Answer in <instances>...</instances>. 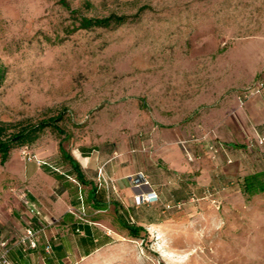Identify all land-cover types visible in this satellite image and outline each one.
<instances>
[{
    "label": "rangeland",
    "instance_id": "374dc122",
    "mask_svg": "<svg viewBox=\"0 0 264 264\" xmlns=\"http://www.w3.org/2000/svg\"><path fill=\"white\" fill-rule=\"evenodd\" d=\"M68 2L0 0V124L15 133L62 115L66 132L47 127L13 151L55 159L62 144L73 155L81 146L127 155L152 127L181 125L194 143L214 144L225 170H214L197 211L167 213L140 238L71 251L60 264H264V192L244 194L236 180L264 171L261 132L212 130L262 75L264 0ZM111 14L130 19L72 31L81 15Z\"/></svg>",
    "mask_w": 264,
    "mask_h": 264
},
{
    "label": "crops",
    "instance_id": "0c3cea01",
    "mask_svg": "<svg viewBox=\"0 0 264 264\" xmlns=\"http://www.w3.org/2000/svg\"><path fill=\"white\" fill-rule=\"evenodd\" d=\"M261 74L244 94L238 93L232 103L224 104L234 106L235 113L224 111L215 116L213 131L224 127L261 132L256 138L264 147V68ZM144 139L142 148H134L127 155L104 147H79V154L72 155L80 176L63 155L55 159L39 157L46 161L43 165L13 150L4 163L0 157L1 233L14 243L27 226L42 229L39 247L24 252L15 245L12 260L16 264H60L71 251L89 256L129 236L126 223L154 226L167 215L163 207L170 203L180 201L186 211H197L209 198L214 170H225L214 144L204 147V143H194L181 125L152 127ZM184 140L188 141L185 145ZM223 150L228 161L236 165L233 153L230 157ZM188 154L194 156L193 160ZM142 174L147 182L137 185L134 179ZM20 190L26 192L28 204ZM151 190L158 193L157 201L135 202L136 194ZM29 206L39 210L40 217L33 216ZM47 244L51 245L50 251Z\"/></svg>",
    "mask_w": 264,
    "mask_h": 264
},
{
    "label": "trees",
    "instance_id": "16d2710c",
    "mask_svg": "<svg viewBox=\"0 0 264 264\" xmlns=\"http://www.w3.org/2000/svg\"><path fill=\"white\" fill-rule=\"evenodd\" d=\"M61 3L64 6L70 7L68 0H61ZM73 13H76L77 10L72 9ZM138 14V13H137ZM130 19L127 15H117L111 14L108 16L97 17V16H84L81 15L78 18L79 23L74 24L72 31L81 29V28H92L96 26H111L119 25L127 22ZM6 68L3 65H0V86L6 78ZM63 118L62 115L50 117L49 119H44L37 123L23 127L20 131L15 133H7L6 127L0 124V157L1 162L4 163L10 156L11 151L20 143L33 142L47 127H51L54 130L58 131L60 134L66 136L65 130L58 124V121ZM60 151L65 159L70 161L74 166L78 176L80 173L77 170L78 162L73 157V155L67 151L62 144H60ZM241 191L247 195H253L257 193L264 192V171H256L243 176H238L236 178ZM178 202L170 203V207L164 206L163 209L168 210V213H172L176 210L184 209V206L178 207ZM125 227L128 229L129 234L132 237L140 238L143 230H147L148 227L143 225L136 224L134 222L126 223ZM101 246V245H99Z\"/></svg>",
    "mask_w": 264,
    "mask_h": 264
},
{
    "label": "built area",
    "instance_id": "2783aa9c",
    "mask_svg": "<svg viewBox=\"0 0 264 264\" xmlns=\"http://www.w3.org/2000/svg\"><path fill=\"white\" fill-rule=\"evenodd\" d=\"M259 91L260 90L258 89L257 92ZM187 142H188L187 140H184L183 144L185 145ZM262 142H264V136L262 137ZM25 153L26 156H28L29 160H35L39 165H43L46 163L45 160L36 158L34 155L28 153L27 150H25ZM188 157L190 160H193L194 158L192 154H188ZM134 180L137 185H141L142 183L147 182L143 174L141 176H137ZM19 193L22 196L24 202L28 204L29 200L26 197V192L24 190H20ZM211 193L212 191L210 192V194ZM158 199H159V195L154 190L143 191L135 195V202L137 204L153 202V201H157ZM214 201L216 200L214 199ZM177 205L178 207H182L184 206V203L179 202ZM167 207H170V205L168 204ZM29 210L33 216L40 217L41 213L36 208L29 206ZM41 230H42L41 228L35 227L33 225H29L25 228V230L22 233H20V235L18 236V238L15 240L14 243H11L10 239L4 236L0 231V264H16L11 258V251L15 245L20 246L21 250L24 252L37 249L39 247V238H40ZM46 249L47 251H50L51 245L47 244Z\"/></svg>",
    "mask_w": 264,
    "mask_h": 264
}]
</instances>
